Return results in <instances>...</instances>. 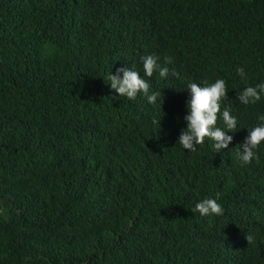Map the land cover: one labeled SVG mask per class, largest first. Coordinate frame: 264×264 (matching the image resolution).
<instances>
[{
    "label": "trees",
    "instance_id": "16d2710c",
    "mask_svg": "<svg viewBox=\"0 0 264 264\" xmlns=\"http://www.w3.org/2000/svg\"><path fill=\"white\" fill-rule=\"evenodd\" d=\"M147 54L170 69L155 105L107 83ZM218 78L240 130L184 150L186 85ZM261 82L264 0H0V264H264V142L236 156Z\"/></svg>",
    "mask_w": 264,
    "mask_h": 264
},
{
    "label": "clouds",
    "instance_id": "9594fccd",
    "mask_svg": "<svg viewBox=\"0 0 264 264\" xmlns=\"http://www.w3.org/2000/svg\"><path fill=\"white\" fill-rule=\"evenodd\" d=\"M159 60L160 58L155 54L144 55L141 57L143 74L136 70L135 66H125L118 68L115 74L109 73L107 83L119 96L129 100H135L138 95L142 94L149 104H157L158 99L163 103L161 91H154L150 80L145 78H151L154 73H157L161 79L169 76V67L166 64L161 65ZM236 72L247 83L245 69L238 67ZM171 75H177L175 70L171 71ZM186 88L190 97L186 103V114L183 116L186 127L180 130L176 142L189 152H195L197 145L203 144L205 138L213 142L211 146L215 153L229 149L234 139V136L229 133H235L240 129L238 119L230 112V109L225 106L221 110L223 101L228 99L226 81L223 78L202 84L189 81ZM262 97H264V82L255 86H247L236 95L240 104L246 106L255 104ZM218 114L223 127L217 124ZM160 120H154L153 123H158L160 127ZM257 120L259 121L257 125L250 130L247 129V135L239 144L240 147L236 153L242 167L247 166L256 158L257 149L264 142V114L258 115ZM193 211L198 212L202 217L223 215V207L219 203L218 196L199 200Z\"/></svg>",
    "mask_w": 264,
    "mask_h": 264
}]
</instances>
